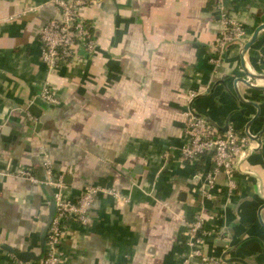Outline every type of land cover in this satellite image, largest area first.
Here are the masks:
<instances>
[{
  "label": "crops",
  "instance_id": "crops-1",
  "mask_svg": "<svg viewBox=\"0 0 264 264\" xmlns=\"http://www.w3.org/2000/svg\"><path fill=\"white\" fill-rule=\"evenodd\" d=\"M78 1L92 2L80 14L95 25V51L48 74L38 31L56 9L49 0H0V264H13V252L32 254L33 264L43 255L52 191L8 175L28 167L39 176L42 151L63 175L66 199L94 186L118 194L95 195L88 226L66 225L59 246L66 264H183L184 233L196 214L209 233L205 257L264 264V79L255 88L236 84L244 103L233 83L245 69L264 76V29L244 64L235 46L214 64L221 26L211 0ZM224 5L249 38L264 23V0ZM46 79L58 107L38 99ZM190 91L200 94L189 101ZM185 109L219 130L249 122L261 135L228 198L223 174L215 176V197L203 194L207 158L190 164L176 153L186 144ZM25 112L48 117L39 123ZM167 148L174 151L165 158Z\"/></svg>",
  "mask_w": 264,
  "mask_h": 264
},
{
  "label": "built area",
  "instance_id": "built-area-1",
  "mask_svg": "<svg viewBox=\"0 0 264 264\" xmlns=\"http://www.w3.org/2000/svg\"><path fill=\"white\" fill-rule=\"evenodd\" d=\"M211 1L221 26L216 41L211 47L210 61L215 64L222 59L223 54L230 47L241 48L249 36L241 22L234 17L232 9L224 5V0ZM49 3L56 9L55 15L38 31L41 60L46 65L48 74L59 64L74 59L87 61L94 53L97 44L94 23L84 19L80 14V11L89 7L92 2L49 0ZM199 94L200 91H190L188 100L191 101ZM38 99L41 103L53 108L60 104L48 79L41 86ZM25 113L31 120L38 121V118L29 112ZM183 116V134L186 144L176 153L182 161L190 164H196L207 158L212 169L203 173L202 178L207 186V191H202L203 194H206L208 199L214 198L211 191L215 188V176L223 174L228 183L226 197H230L236 191L234 174L242 158L251 148L252 142L244 130L237 131L231 124H228L224 130H219L206 118L195 114L191 109H185ZM171 151L174 150L165 149L164 157L167 158ZM40 157L41 177L28 167H21L8 175L17 180L26 181L33 186L49 188L52 191L55 215L46 232L44 256L38 264H66V259L59 250L66 225L72 222L80 226H88L91 222L89 212L95 195L105 193L118 198V194L112 188L94 186L82 191L74 200L66 199L63 196L65 186L63 175L55 171L51 159L46 153L42 151ZM208 235L209 233L204 228L202 214H196L193 221L187 224L184 233L186 246L190 251L183 264H190L192 259H199L201 264H220L203 254L204 239ZM13 258V264H33L30 261L23 262Z\"/></svg>",
  "mask_w": 264,
  "mask_h": 264
},
{
  "label": "water",
  "instance_id": "water-1",
  "mask_svg": "<svg viewBox=\"0 0 264 264\" xmlns=\"http://www.w3.org/2000/svg\"><path fill=\"white\" fill-rule=\"evenodd\" d=\"M61 1L67 2L69 0H61ZM263 29H264V23L261 24L260 26H258V28L255 30L253 36L242 44V46L240 48V57L242 59V64H244V62H243L244 59L243 58H244V54H245L246 50L249 48V46L251 44H253L255 42L256 37H257V33L260 30H263ZM243 67H244V65H243ZM244 71H245V76L240 77V78H235L234 82H233L234 83V91H235L237 100H239L242 103H244L245 101L242 98L238 88L236 87V84L237 83L243 84L247 88H255L253 86L254 85L253 83L255 82V80L264 79V76H260V75H257V74H255V75L251 74L246 69ZM47 117L48 116H42V117H40V119H38L37 122L42 123ZM243 130H244V133L248 136L249 140L251 142H255L257 144V146L260 147L261 135L260 134L253 135V134L250 133V131H249V122H247L244 125V129ZM54 215H55V204H54V202L52 200L50 202V205H49V217H48L47 227L45 228V234H44V239H43L44 243H45V238H46V232L48 230V227H49ZM44 243H43V245H44ZM225 246H226V244H225ZM13 255H14V257L17 260H20V261H23V262H29L31 259H34V256L32 254L28 253V252H13ZM41 258H42V256L39 259H41Z\"/></svg>",
  "mask_w": 264,
  "mask_h": 264
},
{
  "label": "trees",
  "instance_id": "trees-1",
  "mask_svg": "<svg viewBox=\"0 0 264 264\" xmlns=\"http://www.w3.org/2000/svg\"><path fill=\"white\" fill-rule=\"evenodd\" d=\"M39 172H40V175L39 176L41 177V175H42V169H40ZM42 256H44V252H43V255Z\"/></svg>",
  "mask_w": 264,
  "mask_h": 264
}]
</instances>
